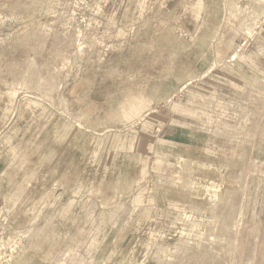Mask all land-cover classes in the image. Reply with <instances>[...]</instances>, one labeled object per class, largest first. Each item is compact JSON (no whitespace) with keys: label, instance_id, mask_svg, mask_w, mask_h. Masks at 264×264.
Segmentation results:
<instances>
[{"label":"rangeland","instance_id":"rangeland-1","mask_svg":"<svg viewBox=\"0 0 264 264\" xmlns=\"http://www.w3.org/2000/svg\"><path fill=\"white\" fill-rule=\"evenodd\" d=\"M0 264H264V0H0Z\"/></svg>","mask_w":264,"mask_h":264},{"label":"crops","instance_id":"crops-1","mask_svg":"<svg viewBox=\"0 0 264 264\" xmlns=\"http://www.w3.org/2000/svg\"><path fill=\"white\" fill-rule=\"evenodd\" d=\"M143 31H145V30H143ZM249 31H251L250 27L247 28L246 31H245L246 39L248 37V32ZM157 43H158V41L156 42V45H157ZM150 44H152L151 41H150ZM245 45H246V43H245L244 40H242L240 43H237L236 47L238 49L237 50L238 53H240L241 51L244 50ZM166 113H167L165 115L166 121L163 122V124L160 126V128H157V132L162 133L163 134L162 136L164 138H166V137L174 138V137L180 136L181 134H183V132H186L187 136H189V134H190V136L192 135L190 133V131L187 129V127L184 126L185 125L184 122L182 120H180L179 114L173 113L172 111H170V109H167ZM182 115H185V114H182Z\"/></svg>","mask_w":264,"mask_h":264},{"label":"bare ground","instance_id":"bare-ground-1","mask_svg":"<svg viewBox=\"0 0 264 264\" xmlns=\"http://www.w3.org/2000/svg\"><path fill=\"white\" fill-rule=\"evenodd\" d=\"M253 35V33H252V31H249L248 32V36H252ZM250 38V37H249ZM233 58H234V60L235 59H237L238 58V52H237V54L235 55L234 54V56H233ZM93 105V104H92ZM214 183H218L216 180H214V179H211ZM211 185V184H210ZM218 185H219V183H218ZM207 194V193H206ZM208 196V195H207ZM213 199V198H212ZM214 200V199H213ZM218 200V199H217ZM214 203V202H213ZM211 204V203H210ZM229 210H231V209H229ZM202 212V211H201ZM204 213V212H203ZM215 213V212H214ZM197 214V213H196ZM202 216V215H201ZM206 217V216H205ZM188 218V217H187ZM239 218V217H238ZM208 219V218H207ZM211 221V220H210ZM210 223V222H209ZM212 223V222H211ZM224 224V223H223ZM214 227V226H213ZM201 228H202V230H203V226H200V225H197L196 226V229L198 230V229H200V231H201ZM202 237V236H201ZM213 240V239H212ZM171 258V257H170ZM169 260V259H168ZM171 260V259H170ZM172 261V260H171Z\"/></svg>","mask_w":264,"mask_h":264}]
</instances>
